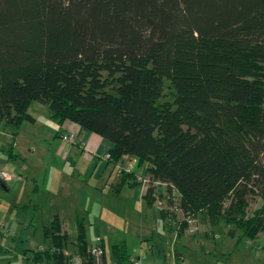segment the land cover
I'll return each instance as SVG.
<instances>
[{"label":"trees","instance_id":"obj_1","mask_svg":"<svg viewBox=\"0 0 264 264\" xmlns=\"http://www.w3.org/2000/svg\"><path fill=\"white\" fill-rule=\"evenodd\" d=\"M32 101L58 127L110 142L112 164L144 166L148 202L161 183L184 216L205 212L250 240L264 228V0H0V122L11 136ZM255 193L262 204L246 216ZM43 237L52 248L33 262L71 264L57 218ZM110 252L111 264H132L125 242ZM77 255L93 264L82 220Z\"/></svg>","mask_w":264,"mask_h":264},{"label":"crops","instance_id":"obj_2","mask_svg":"<svg viewBox=\"0 0 264 264\" xmlns=\"http://www.w3.org/2000/svg\"><path fill=\"white\" fill-rule=\"evenodd\" d=\"M31 103L28 106L27 112L32 120L23 121L14 137L11 136L10 128L8 131H5L0 127V175L4 173L8 176L7 179H4L5 185H0V187L8 189L13 180L23 181V179H26L29 181L31 186H33L32 190L36 192L37 195L45 198L50 208V211L45 212L50 220L49 224L55 218L59 220L62 231L68 236L67 247L74 249L75 255L77 254V221H83L84 233L87 236V227L85 226L87 210L85 209L84 211L74 205L77 204L76 199H78V196L81 195L82 197L84 194H88L93 198L94 190L97 192V190H101L104 186H109L111 190L114 189L116 192L127 190L124 192L123 196L133 198L138 209L142 212L145 210L148 211L150 206L153 205V201L151 203L146 200L148 174L145 173L144 166H135L133 170L135 179L133 181L128 179L123 180L121 176L116 174L114 165L104 159L105 154L112 148V144L97 134L85 131L75 123L65 121L60 127L57 126L56 135L61 138V134L72 133L75 137V142L69 144H75V146H77L76 148L73 145L70 146L65 144L68 142L63 141L61 138L62 141L60 140L59 142L60 148L53 150L42 149L40 144H38L39 138H42V136H33L29 134L36 133L34 131L24 133V135L28 134L26 135L27 138L24 141L20 140L19 137L21 134L19 135V133H21L20 128H22L23 124L30 123L34 125L38 122L35 113L30 109ZM44 137L50 138V136ZM5 144H8L9 147H6ZM32 144L35 145L32 146ZM47 157L48 160H46ZM52 157L58 159V166H51L50 162ZM130 159L133 158L130 157ZM142 173H145L144 176H146V178L141 175ZM139 175L142 176L143 180H138ZM131 182L136 183L135 187L131 188ZM164 190V184L155 183L152 195L155 197V200L159 191L164 192ZM92 202L95 204L98 203L95 198L92 199ZM146 202H148V204H146ZM40 204L42 205L43 203ZM38 206L39 205H35V207ZM73 208L75 209V214H73ZM39 210L38 207L37 211ZM139 210L138 214H141ZM115 215L118 216L117 211ZM118 217L123 220L125 225H130V229L135 235V224L138 222V219H136V214L130 215L129 206L124 205L123 213ZM156 217L157 226L158 221L161 222L162 232H160V234L157 232L154 235L152 230L149 231L147 229V233L139 235V239L148 240L150 243L146 247L141 245L139 251L141 255L134 258H139L141 264H173L175 259L176 261L178 259L181 260V263L184 264V253L180 247L185 243V238L183 236L179 237L175 243V239L173 240L171 236L172 231L167 229L165 219H163L160 209H158ZM49 224L42 225V235L39 239H36V241H31V239H33L31 236H33L34 230L31 231L32 235L28 232V230H31L30 225L25 226L26 233H22L23 230H0V253L24 256L26 259L32 260L31 253L37 250L35 247L37 248L41 245L45 246L46 249H49V247L51 249L52 243L50 240H47V245L43 243L46 242L43 237V228L49 226ZM0 227H2V224H0ZM113 229L120 235L124 234L122 230ZM123 236L114 244L125 242L128 247L125 234ZM18 238L20 241L25 239L26 246L24 244L23 247H19L20 245L16 243L18 242ZM31 243H33L34 248L30 247ZM94 245H99L103 250V254L97 258L93 257L91 254L93 264H111L110 248L113 244L108 248L102 237H96L95 243L88 245L89 249ZM27 255H30V257L28 258ZM43 262H51L53 264L52 260ZM43 262L37 264H43ZM252 264L261 263L254 260Z\"/></svg>","mask_w":264,"mask_h":264},{"label":"rangeland","instance_id":"obj_3","mask_svg":"<svg viewBox=\"0 0 264 264\" xmlns=\"http://www.w3.org/2000/svg\"><path fill=\"white\" fill-rule=\"evenodd\" d=\"M171 94V89L166 87V98H170ZM30 109L33 113H35V116L38 118V122L34 125L24 123L22 128H20L21 133H19V135H21L19 139L24 141L27 138L26 135H28H24V133L34 131L36 133L29 134L33 136H42V138L40 137L38 141V144H40L42 149L53 150L60 148L59 142L61 138L56 135L57 125L50 118L48 107L38 103L37 101H32ZM0 127L5 131L9 130V126L4 123H0ZM68 134L74 136L72 133ZM21 136L25 137L22 138ZM44 136H50V138ZM65 144L70 146L73 145L75 148L77 147L75 144ZM5 145L6 147L8 146V144ZM34 145L35 144H32V146ZM126 157L127 158L123 159V162L132 161L129 156ZM51 159V166L59 165L58 159L54 157ZM46 160H48V157ZM113 165L115 168V164ZM135 166L133 167V170ZM145 173H142L141 175L144 176ZM3 174L4 173H2V175ZM2 175H0V178L4 179L1 177ZM144 177L146 178V176ZM32 187L31 183L26 179H23V181L13 180L8 189L0 187V224H2L0 230H23L22 233H26L25 226L30 225L31 230H28V232L32 235L31 231L34 230V234L31 236L33 239H31V241H36V239H39L42 235V225L49 224L50 220L45 212L50 211V208L45 201V198L37 195L36 192L32 190ZM133 187H135V185L131 186V188ZM126 191L127 190H121L120 192H116L114 189L111 190L109 186H104L101 190H97V192L96 190L93 191V198L97 200V204L92 202L93 198H91V196L84 194L82 197L81 195L78 196V199H76L77 204L74 205L84 211L85 209L87 210L85 220L87 236L85 235V237L88 245L94 244L96 237H102L105 244L109 248L110 245L114 244L125 234L129 254L132 257H138L141 255L139 254L141 245L146 247L150 243L148 240L139 239L138 236L147 233V229L149 231L152 230L154 235L157 232L158 234L162 232L161 222L158 221V226L156 224L157 212L158 209H160L157 201H163V203H165L166 192L165 190L164 192L159 191L157 200H153V205L150 206L148 211L145 210L142 212L138 209L133 198L123 196ZM246 200V216H252L253 212L261 206L262 198L255 193L248 194ZM40 203L43 204L41 205ZM146 204H148V202H146ZM35 205H39V211H37L38 207H35ZM124 205L129 206L130 215L132 216V214H136V219H138V222L135 224V235L130 229V225H125L123 220L118 217L122 215ZM138 210L141 214H138ZM72 211L73 214H75L74 208ZM116 211L118 216L115 215ZM194 218L196 219L199 228L198 231L192 233H189L188 226L184 223L182 224V230H180L181 227L178 223L171 224L168 220H165L167 229L172 231L171 236L173 237V240L175 239V243L177 238L182 236L185 238V243H183L180 247L184 253V264H252L254 260L264 264V228L253 240H250L247 238H241L240 232L234 227V225H226L223 221L218 219V221H213L209 215H206L205 212L194 215ZM113 228H116V230H122L124 234L120 235L116 233L117 231H114ZM17 241L18 242L16 243L20 245L19 247H23L24 244L26 246L25 239L20 241L18 238ZM45 241L46 242L43 243L47 245L48 241ZM30 247L34 248L33 243H31ZM35 249L43 250L46 249V247L40 245V247H35ZM65 251L73 256L75 255L74 249L71 247H67L64 252ZM27 257L29 258L30 255H27ZM0 259V264H37L30 259H26L24 256L8 253H0ZM181 262V260L178 259L176 261L175 259L173 264H182ZM43 264L52 263L43 262Z\"/></svg>","mask_w":264,"mask_h":264},{"label":"built area","instance_id":"obj_4","mask_svg":"<svg viewBox=\"0 0 264 264\" xmlns=\"http://www.w3.org/2000/svg\"><path fill=\"white\" fill-rule=\"evenodd\" d=\"M61 138L63 141L68 142V143H73L74 139H75V137L72 136L71 134H63ZM124 158H127V157L126 156L122 157V159L119 160L115 164V171H116V174L118 176H121L124 173L125 174L126 173H132L133 167L136 164L135 159H132V161H130L132 163H130V162H123ZM104 159L108 160V154H105ZM1 177H3L4 179H7L8 176L3 174ZM138 180H143L142 176H139ZM158 195L159 194L156 195V200H157ZM157 204L162 209L166 208L165 210H167V212H169V214H171V212L174 211V215H175L174 221H172L170 219V217H168V219H167L171 224H174V223L177 224L178 223V225H180V223H184L188 226L189 233L198 231L199 227L197 225L196 219L194 218V215L184 216L183 213L181 212V209L177 208L175 206L173 207V205H170V207L168 209V205H167L166 200H165V203H163V201H157ZM90 252H91L92 256L96 257V258L100 257L103 254V250L101 249V247L99 245H94L90 249ZM64 254L67 256H71V264H80V258L77 254L73 256L72 254L68 253L67 251H65ZM131 262H132V264H141L139 258L138 259L131 258Z\"/></svg>","mask_w":264,"mask_h":264}]
</instances>
